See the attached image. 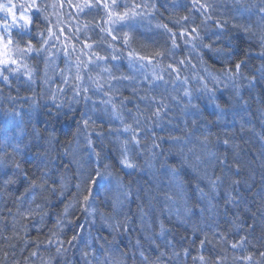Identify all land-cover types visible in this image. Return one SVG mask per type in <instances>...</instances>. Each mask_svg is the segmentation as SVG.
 <instances>
[{
    "label": "clouds",
    "instance_id": "clouds-1",
    "mask_svg": "<svg viewBox=\"0 0 264 264\" xmlns=\"http://www.w3.org/2000/svg\"><path fill=\"white\" fill-rule=\"evenodd\" d=\"M0 264H264V0H0Z\"/></svg>",
    "mask_w": 264,
    "mask_h": 264
}]
</instances>
